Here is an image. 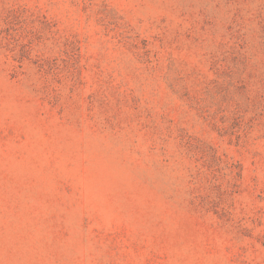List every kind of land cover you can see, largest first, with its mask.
Listing matches in <instances>:
<instances>
[{"label": "rangeland", "instance_id": "374dc122", "mask_svg": "<svg viewBox=\"0 0 264 264\" xmlns=\"http://www.w3.org/2000/svg\"><path fill=\"white\" fill-rule=\"evenodd\" d=\"M0 264H264V0H0Z\"/></svg>", "mask_w": 264, "mask_h": 264}]
</instances>
